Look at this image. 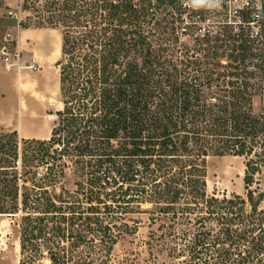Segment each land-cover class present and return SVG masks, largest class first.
Wrapping results in <instances>:
<instances>
[{
    "label": "trees",
    "instance_id": "obj_1",
    "mask_svg": "<svg viewBox=\"0 0 264 264\" xmlns=\"http://www.w3.org/2000/svg\"><path fill=\"white\" fill-rule=\"evenodd\" d=\"M28 1L47 17L38 27H62L64 106L48 139L0 131V214L20 215V264H44L45 251L51 264H96V242L111 253L146 202L151 224L165 227L149 243L179 264H264V226H240L246 199L250 216L263 211L254 185L264 111L253 104L264 87V0L214 11L182 0ZM167 8L176 36L163 30ZM227 154L245 158L247 198L208 196L206 160ZM68 169L75 191L62 185Z\"/></svg>",
    "mask_w": 264,
    "mask_h": 264
},
{
    "label": "rangeland",
    "instance_id": "obj_2",
    "mask_svg": "<svg viewBox=\"0 0 264 264\" xmlns=\"http://www.w3.org/2000/svg\"><path fill=\"white\" fill-rule=\"evenodd\" d=\"M242 1L244 0H223L222 4L227 3L233 8ZM0 2H3V5L7 6V10L11 9L16 13L14 17L5 16L0 19V42L5 41L8 36V39L13 40L15 43L16 50H20L21 52L22 65L28 62L30 64H35L37 67L36 69L21 67L18 70V72L21 73L20 78L23 76L27 79V83H30L29 79H32V89L29 90L31 96L30 103L35 105L33 111L37 115V117L31 119L24 118L23 123L25 127H19L18 136L19 138H25V136L30 135V133L32 135L39 134L40 136L48 133V136H50L51 130L58 119L56 112L64 106L60 89V71L59 67L56 65V62L62 55V27H51L47 25L38 27L43 18L47 17L46 15H42V17L38 15L31 1L0 0ZM40 3V6L43 5L44 8L47 5L46 0H42ZM169 9L167 8L163 11L160 15V19H162L167 26L163 25V30L167 34L166 36H170V34L176 36L170 22L172 17ZM209 22L210 19L200 22V25L206 26V23ZM24 25L28 26L25 27ZM169 42L171 41L169 40ZM185 43H188V41L179 40L177 45L181 46V44ZM174 44L176 46L175 42ZM44 50H50V53L47 69L42 72L44 68L33 56L39 51L43 52ZM169 50L172 49L169 48ZM181 51L185 52L186 50ZM31 70L37 72L38 76H32L31 78L28 74ZM23 91L28 90L26 87H23ZM4 94L3 107L4 110H7L10 104L9 101L11 100L9 84L4 83ZM32 96L35 102L32 101ZM17 103V106H19L20 99ZM253 106L255 112L264 111V87L263 90L254 97ZM206 166L207 192L209 197L216 196L222 198L226 196L227 198H233L235 194H240L242 197L247 198L244 184L246 168L244 157L229 154L210 155L206 160ZM257 178L260 181L255 183L254 186H259V188L264 190V168L262 174L258 175ZM64 180L62 185L67 189L75 191L78 188L76 184L77 176L73 170H67V175ZM152 207L153 204L146 202L143 203L136 212L128 215V217L138 221V229L134 233H124L120 236L119 241L116 243L111 253L108 254L104 249V245L99 244V241L96 242L97 247L93 250L94 256L97 257L96 264H179V260L177 258H175L177 261L174 258L171 259L166 248H163L159 243H156V245L154 243H152V245L149 243V239L151 240V230H154L155 234H160L165 231V227L157 229L161 222L159 219L151 224L153 220L151 214ZM260 208L263 209V211H260L257 215L250 216L251 208L246 199V212L243 215L244 217L240 222V226L249 231H252L251 228H254L253 231L258 230L259 224L264 226V200ZM181 216L182 215L179 213L178 218ZM191 217L197 219V214L193 213ZM128 220L130 219L128 218ZM20 223L19 214L15 216L0 214V264H20V259L22 258ZM130 223H133V221L130 220ZM196 226L197 225L193 226V228ZM245 233L249 238L242 240L243 244L241 250L242 255L245 254L248 256V250L251 249L253 244L250 242L251 236L254 233L247 231ZM76 250L81 251L80 256L85 255L83 252L85 246H80ZM44 254L43 263L51 264L46 251ZM185 254H187V252ZM253 263H257L256 258H254ZM253 263L250 262L249 264Z\"/></svg>",
    "mask_w": 264,
    "mask_h": 264
},
{
    "label": "crops",
    "instance_id": "obj_3",
    "mask_svg": "<svg viewBox=\"0 0 264 264\" xmlns=\"http://www.w3.org/2000/svg\"><path fill=\"white\" fill-rule=\"evenodd\" d=\"M49 53H50V50H44L43 52L39 51L33 56L35 57L36 61H39L41 66L44 68L42 72H44L47 69V65L49 63V60H48ZM20 74L21 73L18 72L17 68L13 67L11 69H8L3 63L0 62V131L16 130L18 132L19 127H23V128L25 127L23 123L24 118L31 119V118L37 117L36 113H34L33 111L35 109V105L30 103L31 96H30L29 90L32 89V85H31L32 79H29L30 83H27V79H25L23 76L22 78H20L21 77ZM28 74L31 78L32 76L33 77L38 76V73L32 70ZM4 83L9 84L10 92H11V100L9 101L10 104L7 110H4V107H3V100H4V95H5L4 94ZM23 87H26L28 91H23ZM19 99H20V105L17 106L18 104L17 102L19 101ZM32 99H33L32 101L35 102V99L33 96H32ZM30 137L38 138V139H48L50 136H48V133L45 135H41V136L39 134L32 135L30 133V135L25 136V138H30Z\"/></svg>",
    "mask_w": 264,
    "mask_h": 264
},
{
    "label": "built area",
    "instance_id": "obj_4",
    "mask_svg": "<svg viewBox=\"0 0 264 264\" xmlns=\"http://www.w3.org/2000/svg\"><path fill=\"white\" fill-rule=\"evenodd\" d=\"M6 7L7 6L3 5V2H0V19L5 16L14 17L16 15L13 10H7ZM0 62L3 63L8 69L13 67L17 68L18 70L21 67H28L30 69L37 68L35 64H30L28 62L22 65L21 52L20 50H16L15 43L13 40L8 39V36L5 41L0 42Z\"/></svg>",
    "mask_w": 264,
    "mask_h": 264
},
{
    "label": "clouds",
    "instance_id": "obj_5",
    "mask_svg": "<svg viewBox=\"0 0 264 264\" xmlns=\"http://www.w3.org/2000/svg\"><path fill=\"white\" fill-rule=\"evenodd\" d=\"M223 3V0H182V4L186 8H190L196 11L206 10L214 11L218 10ZM247 3V0H244Z\"/></svg>",
    "mask_w": 264,
    "mask_h": 264
}]
</instances>
